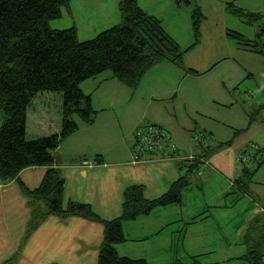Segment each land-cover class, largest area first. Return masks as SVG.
<instances>
[{
  "label": "crops",
  "instance_id": "obj_1",
  "mask_svg": "<svg viewBox=\"0 0 264 264\" xmlns=\"http://www.w3.org/2000/svg\"><path fill=\"white\" fill-rule=\"evenodd\" d=\"M80 1L86 22L79 15L77 21L76 0L62 17L72 12L78 37L82 32L92 35L83 39H91L121 22L120 0ZM137 2L186 50L182 64L170 60L156 64L135 89L111 72L80 85L90 96L96 117L87 124L75 115L77 130L55 152L65 179L64 205L84 203L100 219L113 220L123 213L127 187L141 185L145 198L155 200L186 175L181 202L126 222V241L116 246L117 252L150 264L189 263L193 256L204 264H244L240 257L247 252L244 239L249 229L264 231V162L247 190L236 182L241 176L240 153L251 144L264 148V113L251 119L264 101V55L229 36L234 31L254 40L258 25L234 15L228 6L264 20V0ZM100 3L104 9H99ZM192 3L194 8L185 11ZM195 11L201 16L198 39L193 28ZM62 101V95L54 93L35 98L28 110L29 138L61 132ZM2 116L0 112V125ZM150 124L168 129L186 155L202 152L194 141L197 133L204 134L206 149L224 145L188 173L177 160L159 152L135 162V131ZM46 172L47 167L32 166L19 173V181L0 182V264H98L105 230L100 222L51 215L25 239L32 208L22 186L37 189ZM257 218L261 221L252 224Z\"/></svg>",
  "mask_w": 264,
  "mask_h": 264
},
{
  "label": "trees",
  "instance_id": "obj_2",
  "mask_svg": "<svg viewBox=\"0 0 264 264\" xmlns=\"http://www.w3.org/2000/svg\"><path fill=\"white\" fill-rule=\"evenodd\" d=\"M72 1L0 0V110L3 115L0 125V182L19 181V173L28 167H47L37 189L28 191L22 186L32 208L25 239L51 215L63 218L80 216L104 225L98 264H150L145 259H133L117 252L116 246L126 241L124 224L149 215L157 207L179 204L188 176H181L167 193L155 200L145 198L141 185L127 187L122 215L113 220H102L87 204L70 201L64 205L65 179L58 168L55 152L61 142L77 130L75 115L87 124L95 120L96 111L91 98L80 87L85 80L111 72L120 82L135 89L145 73L156 64L170 60L181 65L186 50H181L161 21L145 12L137 0H120L121 22L91 39L80 41L75 26L53 29L51 22L62 18L64 9L70 11ZM228 7L234 15L258 25L254 40L234 31H229V36L242 47L264 55L262 17L246 13L233 4ZM200 17L195 11L193 28L197 39ZM261 91L264 96V86ZM41 93L62 95V129L57 134L31 139L27 133L28 110ZM261 112L264 113V101L251 113V119L259 117ZM171 140L174 144L173 137ZM202 142L195 144L204 147ZM223 145L218 144L216 148L209 145L208 149L201 147L199 155L183 154L176 147L168 156L177 160L179 168H186L188 173ZM250 146L238 156L250 155L249 162H239L241 176L236 182L244 191L264 162V148L258 146L250 154ZM191 155L194 157H189ZM258 221L261 219L257 218L252 224ZM244 242L247 252L240 261L264 264V231L259 233L251 227ZM168 264L204 263L193 256L189 263L177 260Z\"/></svg>",
  "mask_w": 264,
  "mask_h": 264
},
{
  "label": "built area",
  "instance_id": "obj_3",
  "mask_svg": "<svg viewBox=\"0 0 264 264\" xmlns=\"http://www.w3.org/2000/svg\"><path fill=\"white\" fill-rule=\"evenodd\" d=\"M172 134L165 127L158 125H147L138 127L135 131V145L133 148V161L137 162L144 159L147 155L152 153H162L164 155L171 154L172 151L176 150L175 143L172 142ZM204 134L199 133L196 137V141H203ZM258 148V145H251L249 148L250 154ZM194 157V156H189ZM250 155H243L241 158H238V162H249Z\"/></svg>",
  "mask_w": 264,
  "mask_h": 264
},
{
  "label": "rangeland",
  "instance_id": "obj_4",
  "mask_svg": "<svg viewBox=\"0 0 264 264\" xmlns=\"http://www.w3.org/2000/svg\"><path fill=\"white\" fill-rule=\"evenodd\" d=\"M74 1V0H73ZM159 1H161L160 3L161 4H166V0H159ZM72 5H73V3H72ZM194 3H192L191 5H190V7H185V11H186V9H193L194 8ZM82 5H81V1L80 0H76V2H75V6H74V12H75V14H76V17H77V21H78V15L80 16V18H81V21L82 22H86V19H85V17H83L82 16ZM99 9H104V4L103 3H100V5H99ZM187 15V14H186ZM63 17V16H62ZM184 19H187V17L185 16V18ZM59 22L58 23H55V24H53V29H67V28H69V27H71V26H75V22H76V20H72V12H68L67 14H65V16H64V18H60L59 20H58ZM76 27V26H75ZM248 29V28H247ZM102 32V31H101ZM245 32H246V30H245ZM100 33V32H99ZM247 35H249V34H247ZM92 35H87V34H83L82 32H80V35H79V40L80 41H83V40H86V39H83V37L84 38H89V37H91ZM260 95V92H258V96ZM0 112H1V110H0ZM2 113V112H1Z\"/></svg>",
  "mask_w": 264,
  "mask_h": 264
}]
</instances>
